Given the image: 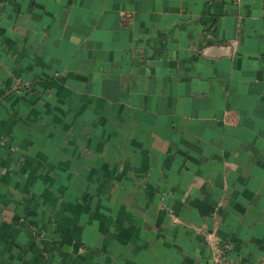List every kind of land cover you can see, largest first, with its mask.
<instances>
[{
	"label": "crops",
	"instance_id": "crops-1",
	"mask_svg": "<svg viewBox=\"0 0 264 264\" xmlns=\"http://www.w3.org/2000/svg\"><path fill=\"white\" fill-rule=\"evenodd\" d=\"M0 264H264V0H0Z\"/></svg>",
	"mask_w": 264,
	"mask_h": 264
}]
</instances>
